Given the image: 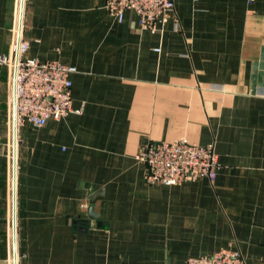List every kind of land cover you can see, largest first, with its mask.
<instances>
[{"label": "crops", "instance_id": "obj_1", "mask_svg": "<svg viewBox=\"0 0 264 264\" xmlns=\"http://www.w3.org/2000/svg\"><path fill=\"white\" fill-rule=\"evenodd\" d=\"M20 5L27 57L75 67L77 113L18 129L14 167L0 66V264H264V0H174L154 33L104 0H0V55ZM176 140L214 145L212 183H145L135 155Z\"/></svg>", "mask_w": 264, "mask_h": 264}, {"label": "built area", "instance_id": "obj_2", "mask_svg": "<svg viewBox=\"0 0 264 264\" xmlns=\"http://www.w3.org/2000/svg\"><path fill=\"white\" fill-rule=\"evenodd\" d=\"M247 1L250 3L254 0ZM104 7L119 23L123 21L126 11L134 13L139 28L151 33L157 31L159 24L176 19L174 0H104ZM17 14L18 17L10 31L8 51L0 55V66L6 68L8 75L7 105L12 137L13 133L16 135L17 130L25 125L44 127L50 121H58L71 113H77L71 107V76L77 72L75 67L56 60L40 62L28 58L26 54L29 43L23 34L21 5ZM135 159L145 165L143 179L150 186H177L199 180L212 183L220 166L213 144L198 145L181 140L151 142L138 151ZM14 177L15 169L12 186ZM11 195L14 220V189ZM15 226L13 222V240L16 237ZM13 248L15 252V240ZM184 264H245V262L237 251L219 250L212 255L188 257Z\"/></svg>", "mask_w": 264, "mask_h": 264}, {"label": "water", "instance_id": "obj_3", "mask_svg": "<svg viewBox=\"0 0 264 264\" xmlns=\"http://www.w3.org/2000/svg\"><path fill=\"white\" fill-rule=\"evenodd\" d=\"M14 166H15V162H14ZM13 189H14V194H15V177H14V186H13ZM101 197H102V191L95 193L94 195H92V196L90 197L89 204H90V205H93L94 202H95L96 200L100 199ZM90 208H91V207H89V208L86 210V213L81 214L79 218H80V219H86V218H89V219H90V218H93L94 215L92 214V209H90ZM90 211H91V213H90ZM13 216H14V220H13V222H14V226H15V209H14Z\"/></svg>", "mask_w": 264, "mask_h": 264}, {"label": "bare ground", "instance_id": "obj_4", "mask_svg": "<svg viewBox=\"0 0 264 264\" xmlns=\"http://www.w3.org/2000/svg\"><path fill=\"white\" fill-rule=\"evenodd\" d=\"M12 140H13V149H14L13 157H15V159H16L17 138H16L15 133H13Z\"/></svg>", "mask_w": 264, "mask_h": 264}, {"label": "rangeland", "instance_id": "obj_5", "mask_svg": "<svg viewBox=\"0 0 264 264\" xmlns=\"http://www.w3.org/2000/svg\"><path fill=\"white\" fill-rule=\"evenodd\" d=\"M10 140H11V136H10ZM12 141V140H11ZM20 145V140H19V137L17 135V147Z\"/></svg>", "mask_w": 264, "mask_h": 264}]
</instances>
